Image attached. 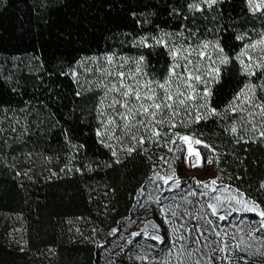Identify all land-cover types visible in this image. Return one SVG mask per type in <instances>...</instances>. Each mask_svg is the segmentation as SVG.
I'll return each mask as SVG.
<instances>
[{
  "label": "trees",
  "instance_id": "1",
  "mask_svg": "<svg viewBox=\"0 0 264 264\" xmlns=\"http://www.w3.org/2000/svg\"><path fill=\"white\" fill-rule=\"evenodd\" d=\"M194 2L202 3L0 0V264H95L98 244L130 213L149 176L166 166L174 145L168 136L146 140L131 156L118 152L121 163H114L97 135L103 90L73 75L81 57L110 53L132 62L143 55L145 78L162 83L173 57L152 37L169 32L170 46L218 40L231 57L212 85L213 107L222 110L246 82H258L262 73H242L235 56L264 36V11L253 14L247 0H217L211 9L190 11ZM140 36L152 47L133 43ZM256 94L264 100V93ZM240 115H211L186 128L177 123L172 131L195 134L216 148L218 182L264 207V137L258 136L264 126L259 117L255 131L245 123L238 129L245 139L237 143L229 128Z\"/></svg>",
  "mask_w": 264,
  "mask_h": 264
},
{
  "label": "snow or ice",
  "instance_id": "2",
  "mask_svg": "<svg viewBox=\"0 0 264 264\" xmlns=\"http://www.w3.org/2000/svg\"><path fill=\"white\" fill-rule=\"evenodd\" d=\"M215 3L217 0H202V3H190L187 7L190 11L193 9L202 10L203 6L211 9ZM247 6L253 14L264 11V0H247ZM174 11L178 10L174 9ZM179 35L182 37L183 33H179ZM246 35V33L238 35L236 39L243 40ZM170 36L172 33L162 32L160 38L152 37L155 44H163L165 48H168L169 55L173 57V65L162 83L150 79L141 80V76L147 77L148 75L144 71L146 58L143 55L135 59V68L127 71H125V65L129 58L121 57L120 60H117L115 55L110 53L103 54V63L100 56L82 57L77 62L80 67H84L86 72L95 70L100 73L99 78L95 81L96 87L103 90L97 105L98 119L101 122V128L97 129V135L101 138V144L109 148L112 156L115 157L114 163H121L118 152H123L126 157L131 156L138 147H143L146 140L155 139L158 141L161 137L168 136V142L175 143L176 139H179L187 144L188 154L195 157L193 167L203 166L202 160L204 159L208 164L213 163L212 156L202 157L200 150L193 147L194 144L204 145L205 148L210 149L211 153L215 154V162L219 164V153L216 148L196 137L195 134L172 131L177 123L186 128L189 124L207 119L211 115L221 117L230 112L241 114L239 122L237 119H233L231 122L229 130L233 135L239 136L238 129L245 123L250 124L251 129L255 131L258 128L257 117L260 118L259 126H264V100H261L256 94L258 90L264 93V37L245 44L235 56L241 66L242 73L249 77H255L258 70L262 73L258 77V82H246L233 95L232 100L220 110L211 104L212 85L219 83L222 66L228 65L231 62V57L218 40L203 41L195 47L183 43L170 46L165 39ZM137 41L141 46L152 47L147 36H140L133 43ZM254 52L257 54L253 55ZM85 63L89 66L85 67ZM92 65H95V69ZM181 68L182 71H177ZM73 75L78 76L79 74L74 71ZM201 86L203 87L201 88ZM157 89L163 90L162 94H158ZM165 126L169 131L162 132L161 128ZM117 129H120L119 135H117ZM143 133H148V135L145 136ZM258 136L264 137V130L259 131ZM244 139V136H239L237 143ZM252 139L255 140L256 137H252ZM110 140H115L117 143H108L107 141ZM125 140L128 143H125ZM144 150L147 152V149ZM174 176L173 172L172 175H165L161 179L167 184ZM220 180V176L210 177L206 181L197 180L196 183L203 186L206 191L198 192L193 189L189 195L206 196L209 188L213 192H220V189L216 187ZM231 187L228 186L223 190L228 193L227 195L213 196L200 205L201 209H210V216L218 217L221 220L227 219V215L221 211L224 208L231 211L255 212L261 218L260 227L264 228V207H261L255 200L246 198V195L242 194L238 188L230 191ZM260 187L264 189V181H261ZM170 215L175 218L178 214L176 211H171ZM200 217L201 213L197 212L196 218ZM169 222V217L166 215L162 223ZM206 223L209 227H214L211 218ZM160 226V224L154 225L155 228H160ZM192 227H199V225L190 226L186 230L191 231ZM179 228H185V224L174 226L173 231H178ZM200 234L203 235V230ZM216 235L220 236L221 233L217 232ZM227 235L228 233H224L225 237ZM180 238L185 239L184 236ZM155 239L163 241V237L160 235L155 236ZM236 247H239V244ZM227 250L228 245L225 243L221 251Z\"/></svg>",
  "mask_w": 264,
  "mask_h": 264
},
{
  "label": "crops",
  "instance_id": "3",
  "mask_svg": "<svg viewBox=\"0 0 264 264\" xmlns=\"http://www.w3.org/2000/svg\"><path fill=\"white\" fill-rule=\"evenodd\" d=\"M168 163L167 160L166 166L152 173L139 188L130 213L120 219L112 230L126 221L123 228L114 233L110 248H97L95 262L117 264L118 257L126 254L124 264H264V228L260 227L261 218L257 213L224 208L221 211L227 219L221 220L210 216V209L202 210L200 207L215 195H227L223 190L232 185L218 182L216 187L220 192L209 188L206 196L189 195L193 189L198 192H205L206 189L196 181L178 180L176 175L165 184L161 177L173 173L169 171ZM235 189L232 186L230 191ZM246 198L250 197L246 195ZM171 211H176L178 215L171 217ZM197 212L201 213L199 219L196 218ZM166 215L170 222L162 223ZM209 218L213 220L214 227L206 223ZM182 223L185 228L173 231L174 226ZM155 224H160V228H155ZM193 225L199 227L186 230ZM217 232L221 235L217 236ZM125 233L126 239L123 237ZM224 233L228 235L225 237ZM157 235L162 236L163 241L155 239ZM225 243L228 250L221 251ZM237 244L239 247H236Z\"/></svg>",
  "mask_w": 264,
  "mask_h": 264
},
{
  "label": "rangeland",
  "instance_id": "4",
  "mask_svg": "<svg viewBox=\"0 0 264 264\" xmlns=\"http://www.w3.org/2000/svg\"><path fill=\"white\" fill-rule=\"evenodd\" d=\"M202 1V0H200ZM264 37V36H263ZM261 39V38H260ZM172 41H174L172 39ZM172 46V44H171ZM197 46V45H195ZM194 46V47H195ZM259 48V46H258ZM211 51V49H209ZM257 53L254 52L253 55H256ZM101 57V62L103 63V55H97ZM92 57V56H90ZM116 57V56H115ZM82 58V57H81ZM79 59V61L81 60ZM117 60H120V57H116ZM89 65L85 63V67H88ZM92 67L95 69V65H92ZM135 68L134 61L129 62L125 65V71L127 70H133ZM183 69H177V71H182ZM78 73V76H74L77 78V81H80L82 85L88 86L92 85L96 87L95 81L99 78L100 73L98 71L93 72H86L84 70V67H80L77 63L74 66L73 72ZM141 80H148L144 76H141ZM87 81V82H86ZM155 86V85H153ZM203 86H201L202 88ZM158 93L162 92L163 90L157 89ZM193 147H196L200 150L202 157H207L208 155H211L210 149H207L204 147V145H194ZM179 149V150H178ZM168 169L171 172H174L177 176L178 180L181 181H197V180H209L210 177L218 176L217 167L213 163L208 164L206 162V159L202 160V165H197L196 167H193V164L195 163V157L194 155H189L187 152V144L180 141L179 139L174 143L172 148L170 149L169 155H168ZM126 222V221H124ZM124 222H120V226L116 230H112L109 235L98 244L97 248L99 249H106L110 248L112 246L113 242V235H115L117 232H119L123 228ZM115 233V234H114ZM125 239L127 238V234L125 233L123 236ZM101 244L103 247H101ZM126 254L124 256L118 257L117 264H124L126 263ZM95 264H101L97 260Z\"/></svg>",
  "mask_w": 264,
  "mask_h": 264
},
{
  "label": "bare ground",
  "instance_id": "5",
  "mask_svg": "<svg viewBox=\"0 0 264 264\" xmlns=\"http://www.w3.org/2000/svg\"><path fill=\"white\" fill-rule=\"evenodd\" d=\"M194 145H195V144H194ZM194 145H193V146H194Z\"/></svg>",
  "mask_w": 264,
  "mask_h": 264
}]
</instances>
